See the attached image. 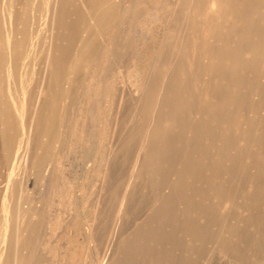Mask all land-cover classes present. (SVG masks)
I'll return each mask as SVG.
<instances>
[{"label":"bare ground","instance_id":"bare-ground-1","mask_svg":"<svg viewBox=\"0 0 264 264\" xmlns=\"http://www.w3.org/2000/svg\"><path fill=\"white\" fill-rule=\"evenodd\" d=\"M17 1L18 0H2L0 2V72L2 71L3 73L5 71L6 73L4 74H7L6 78L7 76L11 77L14 67H10L9 63H15L19 60L23 48L30 51H38V49H41L44 52L43 62L45 63L44 71L43 67L41 70L43 71V74H41L43 77H41V82L39 81L40 86L36 88L35 101L30 108L31 111L29 110V114L27 113L28 115H25L28 109L24 111L25 101L21 102L22 97L17 98L13 96L15 93H9V91L11 92V87H7L9 91L6 94V98H10L9 100L13 102L14 111L10 113H1V135L5 142H2L4 146L1 145V147L6 146L8 149L7 154H12L13 149L11 150V147L16 148L15 150H17V152H15V150L13 151L16 153L15 158L9 155L12 157V161H16L19 157L22 159L21 156L26 154V157L24 156L25 160H23L24 163L22 164V168L24 172L27 173L33 168L34 170L35 168L40 170L39 167H41L47 157L50 156L51 148H53L52 145H57V143L62 140H68L70 147L77 145L92 147L93 145H97L98 161L95 168V175H98V179L101 181L102 185L94 206L93 222L89 224V234L91 241H93L92 243L95 242V244H97L96 249L98 245L101 244L102 246L101 241L105 239V252L108 251L107 256L104 254L106 257H98L100 259L97 264H191L193 262L192 260L198 257L202 247L204 245L206 246L204 243L205 239L200 237V235L202 236V234L206 232L201 233V231L209 227L212 216L214 217V214L218 211L213 204H209L208 201L212 199H221L224 196L225 198L230 196L228 199H231V201L227 200L229 201L228 203L232 202V205L229 204L231 209L227 207L231 211V215H229L231 221L228 228L229 230L227 231L229 234L226 237L223 236L225 240L222 245L225 244L230 249L238 250L239 245L244 239L243 236L247 231H251V227L254 226L256 220H261L255 218L256 215L254 212L255 206L261 205L262 207L261 201L264 200V197L262 198L263 200L261 199V194L264 193V169L261 170L259 168L263 174H257L255 172H253L255 174H251L249 172L248 175L240 173L242 174L241 176H234L236 179L234 177L235 181L232 179L234 181V186L231 183L233 189L229 191V196L226 195L225 191L214 192L210 195L204 193L199 194L198 192L196 195L197 197L199 195L197 199L200 201V204L195 205L198 203V200H196L197 203L195 202V204L193 203L194 205H192V203H190L191 201L188 203V199L190 198H188L189 196L188 194L186 195V192L189 190L187 188L188 181L194 177L193 175V177L191 176L192 170L199 167L201 165L200 163L203 161L201 160L200 163L198 162L199 160L197 161L198 157L201 158L204 155L202 151L204 153L207 147L216 149L215 147H217L218 140L222 138V136L219 137L222 135L221 130L228 128L227 131H233L236 125L238 128L241 126L234 120L238 119L237 115L236 118L234 117L233 121L231 118L233 117L231 113L234 114L233 108L235 104H239V102L237 103L238 93L236 96V93L233 91V89L236 90L237 86H234L235 88L232 89V84H230V82L234 83L233 80L238 77L235 78L237 75L233 73V69H230L227 70V77L223 76L224 80L221 78V82L218 69L224 72H226L224 68L228 69L226 66L224 67L221 62H228L230 64L231 62L233 64L235 62H237L236 64L239 62L251 63L252 51H258L257 48L260 46L259 45L257 48L254 47L252 50V41L257 24L255 21L257 20V22H259L260 19L262 20L264 18V0H43L44 6L40 11L42 21H40L39 24L41 27L38 25V28L34 21V19L37 18L34 14L35 7L33 3L35 0L32 2V5L31 0H26L25 4H22L23 8L18 6L19 3ZM21 29H23L22 32L20 31ZM19 34H21V36H19ZM261 46L264 47L263 44ZM41 50L40 52H42ZM259 53L263 52L259 51ZM259 53L257 54V60L260 59L258 56ZM262 55L264 56V54ZM115 62H136L132 65L135 78L131 83L132 98L130 103L132 102L133 109L130 108L132 104L129 106V108L134 111L132 118L137 122V125L132 129L133 134L131 133L130 135L129 133V137L133 135L132 138L136 137L135 134L137 135V142L134 148H132L133 153L129 148L131 141L135 142V140L133 139L129 141V143L127 140H123L124 135L118 136V134H116V124L119 123L118 121L120 118L119 110L124 109V105V108H120L118 104L119 110L117 111L113 108V111L116 112L111 111L113 114L109 113L110 110H108L110 96L113 94L114 90L112 87H107L108 84H104L102 77L103 73L106 72L104 71L105 68L109 65L111 67V64L114 66L113 64ZM186 62L193 63L191 64L195 69H193L194 71L197 70L194 62H205L206 69L202 66L204 68L202 70V75H206L205 77L203 76L204 81L201 80L202 83L200 81L202 75H200L201 78H199V80L197 79L201 84L194 85L197 84L194 83L193 86L192 83L190 84L192 79L189 80L188 74H191V76L194 75L193 77L195 78V74L198 72H194L193 74L191 64L187 65L188 63ZM218 63H221L220 66L222 67L219 68ZM236 64H234L235 66L231 65L236 67L238 66ZM199 65L197 66L199 67ZM244 66H247V64ZM188 68L191 71H188ZM204 70L206 71L205 73ZM234 70L235 72L238 71L237 69ZM255 70L257 71V69ZM241 71L242 70L238 72ZM244 72L243 74H245V76L246 73H249V71L246 73ZM104 76L106 77V75ZM81 78L85 79V84L82 87V94H79L82 97L81 100H79L78 110H75L77 113L74 111L76 115L72 119L69 130L68 127L65 128L64 111H66L67 101L74 89H81L80 84H77L79 88L75 87L77 86L76 83H78L77 80ZM23 79L22 77V80ZM241 79L242 77H240L238 81H241ZM195 80H193V82H195ZM248 80L250 81V79ZM244 81L247 82L246 79L240 82H243V86L244 83H246ZM26 83H29V81H26ZM33 83L36 84L35 81ZM221 83H225L227 87L223 88ZM16 84H14V86H19ZM235 84L236 83H234V85ZM28 85H30V83L24 86ZM253 86L254 85H251V88ZM261 88L264 89L262 86H258V89L255 90L258 91L260 89L262 91ZM25 91H27V88ZM248 91L246 90L247 93ZM250 92L249 93L252 94V89ZM240 93L242 94L243 92ZM8 94L10 97H8ZM253 95H255V92ZM253 95L250 96L252 97ZM23 97L25 100L26 97ZM77 97L79 96H76V98ZM240 97H242V101L245 99L243 95ZM247 97H249V95ZM28 99L27 97L26 100ZM101 102H105L104 107L100 105ZM244 102H242L240 106H243ZM101 104L103 105V103ZM121 104L123 103L120 102V105ZM263 104L264 101L262 102V105ZM70 106V108L73 109V105ZM3 107L6 108L5 106ZM118 107L116 109H118ZM262 107L264 108V106ZM242 111L238 110V112L241 113ZM128 113L129 112L126 111L125 114L131 116V114ZM263 114L264 112L262 115ZM125 117L126 116H123L122 118ZM111 118L114 126L111 125L113 127H109ZM128 118L131 119V117ZM189 119H192V122L189 123ZM239 119L237 121H239ZM127 120L129 121V119ZM131 121L133 122L134 120L132 119ZM231 121H235L236 125L232 123L233 126L235 125L234 127L230 124ZM258 122L259 125H261V122ZM122 123L126 124L125 121ZM241 123L240 121V124ZM228 124L233 127L231 128L232 130L229 129L230 125ZM128 125L130 124H127V126ZM227 125L228 127H226ZM246 126L245 123L243 128ZM235 129L237 128L235 127ZM118 130H120V125ZM242 131L243 137V135L246 134H243ZM226 132L223 133V137L225 138L222 140L225 142L226 137H229L227 141L229 144H232L233 140L230 143V136L226 134ZM259 132H256L257 134L254 136L256 137V135H259L258 138L260 139L261 133ZM261 132L264 131L262 130ZM238 133L240 134V128L237 130L236 134ZM261 137L264 138V136ZM233 139L235 140V137H233ZM246 139L243 141H246ZM249 139L252 141V138ZM14 140H16V142H14ZM106 140H109V142H106ZM236 141L235 143L239 145V141ZM261 141L260 139L258 142ZM22 144L25 145L23 149L25 147L26 153H23L25 151L20 149ZM246 144L247 142L245 146ZM228 146L225 145L221 148L225 147L226 149V147L230 148L232 146L230 150H234L233 145H230V147ZM203 147L205 148L204 150ZM246 147L247 149L245 151L248 152L249 146ZM250 148L252 147L250 146ZM19 150L23 153L21 156H18L19 152L21 153ZM60 152V154H56L62 157V151ZM127 152H131L132 157L127 164L128 172L125 176L123 175L124 178L122 179L121 172L124 170L123 165L125 164ZM249 152H252L251 149ZM261 152H264V150ZM208 153L212 154L210 151ZM4 157L6 158V156ZM227 157L229 158V155ZM208 158H210V156H208ZM226 158L224 159L223 157L224 161ZM173 159L177 161L175 169L172 168L171 165ZM19 161L20 160L17 162L19 163ZM195 161H197L196 164L198 163L200 165H196ZM261 161L262 160H260V162ZM209 163H211V160ZM215 163L218 166L217 161ZM47 164L48 163H46V165ZM13 166H15V164H13ZM205 166L207 167V165ZM215 167L213 169L216 170H214V172L217 174L219 170ZM253 167L255 166H251V168ZM13 168L17 169L15 167ZM9 169L10 167L8 171ZM213 169H208V171L213 172ZM220 169H222L221 166ZM251 170L254 171L255 168ZM20 172L21 171L18 173ZM194 173L198 178V174L201 172H198L197 175L196 172ZM10 175L16 177V173H11ZM19 175H17V177H19ZM211 175L215 176L214 174ZM20 177H22V175H20ZM200 177L202 176L200 175ZM206 177H209V174ZM201 180H203V178H201ZM201 180L198 178L199 183H201ZM14 181H11V183L13 182L15 186ZM9 183L10 182L7 184ZM20 184L23 185V183ZM195 184H193V187H195ZM206 184L205 182V185ZM16 186L21 187V185ZM208 186L210 187L211 185ZM8 187L9 186H7V189ZM59 187L57 189H59ZM217 187L218 185L215 188L218 189ZM155 188H157L158 193ZM9 189L6 195L9 194ZM52 189L50 188V190ZM190 189L192 188L190 187ZM153 190L156 191L157 196L154 197V200L150 199L152 202L147 203L149 207L147 205L148 208L146 207V210L142 209L144 212H141V208H138L139 205L136 207V204L142 202V197L143 200L146 201L144 197L147 196L148 192H154ZM209 190L212 189L209 188ZM192 191L193 190H191V192ZM13 192L14 191H11V194ZM17 192L23 193L21 191ZM65 193L66 192H64V194ZM150 193L148 194L149 196H151ZM22 195L20 194V197ZM9 197L11 199L12 196ZM152 197L153 196H151V198ZM259 197L260 199H258ZM69 199H67V201ZM206 199L209 200L206 201ZM257 200H260V202H258L260 203L259 205H257L258 203L256 204ZM10 202L7 204H10ZM71 202L73 203L74 200L72 199ZM71 202L70 204H72ZM114 202L115 204L113 205L112 203ZM5 203L4 201V204ZM140 205L142 204L140 203ZM33 206L30 205L31 208ZM226 206L224 207L226 208ZM111 208H113L112 211ZM225 208L222 209L224 212ZM3 209V213L0 210L3 215V221H0L2 223H0V228H2L1 230L3 233L0 232L2 233L1 239L3 238L4 245L0 248V264H32L36 259V262L39 260L38 256L40 254L43 258L44 254H47V252L48 254H52L50 251H55L53 247L51 248L50 244L44 243L47 240L38 243V241L41 240V238H39L40 230L43 229L42 226L46 223L44 222L46 218L40 214L42 210L39 212L36 211L35 208L33 210L29 208L23 213L21 209H18L17 214L12 217L9 215V209H6V207ZM16 209L17 207L15 210ZM222 210L220 209L219 211ZM110 212L114 214L112 213V215ZM12 213L14 214V212ZM109 215L112 216V223L110 224L112 227L110 229L109 226V230L107 229L108 232H106V228H108V225L106 226V220L111 217ZM216 215H218V213ZM132 221L134 224L132 229H124L123 225L127 222L131 224ZM47 223L48 228L53 230L57 227L59 222L47 221ZM120 227L122 230H120ZM263 228L262 226V228L259 229L263 230ZM198 233H200L199 236ZM248 234L250 233L248 232ZM215 241L216 244L217 242L221 244L223 240L217 241L216 239ZM105 243L103 242V244ZM225 245L223 248L226 247ZM205 246L203 250L206 248ZM68 250L66 252L64 250L65 254L60 251L63 253V255L60 254L62 260H68L69 262L66 261L68 264L87 263L88 250L87 254L85 253V257L83 256L84 259L81 260L77 257L76 251ZM242 251H240L241 253L239 251V253L236 252L237 254H235L234 258L239 264L248 259V256L246 257L247 254L245 255L244 252L242 254ZM55 253L53 254L55 255ZM202 255H204V253H202ZM42 258L38 261L39 264H52L49 258L47 259L44 257L46 260H42ZM55 258L52 260L54 261ZM65 261H63V263H65ZM198 261L202 262L201 259ZM193 263L198 264L197 260ZM53 264H57V262H53Z\"/></svg>","mask_w":264,"mask_h":264},{"label":"rangeland","instance_id":"rangeland-1","mask_svg":"<svg viewBox=\"0 0 264 264\" xmlns=\"http://www.w3.org/2000/svg\"><path fill=\"white\" fill-rule=\"evenodd\" d=\"M2 1V0H1ZM0 1V2H1ZM23 1V2H22ZM25 1L26 0H18L17 2L19 3L18 4V6H20V8H23V5L25 4ZM34 0H31V5H32V2H33ZM20 2H22V3H20ZM24 3V4H23ZM23 4V5H22ZM34 7H35V10H34V14L36 15V17L38 18H35L34 19V21H35V25L37 26V28H38V25L40 24V21H42L41 19H42V16H40V11H41V9H43V6H44V3H43V0H35L34 1ZM30 15V14H29ZM41 17V18H40ZM40 19V20H39ZM39 22V23H38ZM257 24H256V31H255V34H254V36H253V41H252V50L254 49V47H258L259 45L261 46L262 44L264 45V18L261 20H259V22H257V20L255 21ZM40 27H41V25H39ZM39 27V28H40ZM137 29H138V27H137ZM257 29H258V31H257ZM21 32L23 31V29H21L20 30ZM261 31V32H260ZM22 34V33H21ZM21 34H19V36H21ZM261 35V36H259V35ZM263 37V38H262ZM262 42V44H261V42ZM256 46H255V45ZM260 46L258 47L259 49H261L263 46H261V48H260ZM255 48V49H256ZM257 48V50L258 51H255V50H253V51H255V52H253L252 51V54L253 55H255V56H253L252 55V58H251V63L250 62H239L238 64H236L237 62H235L234 64H236V65H238V66H236V67H234L235 65L231 62V64L232 65H234V66H232L230 63H228V62H221L222 63V65L225 67H227L228 69H226V68H224V70H226V72H224V71H220V69H218V72L221 74H219V78H220V80H221V78H223V76H225V77H227V75L228 74H226L227 73V70H230V69H233V73L235 74V75H237L235 78H237V79H234L233 81H234V83H236L235 85H234V83L233 82H230V84H232V89L233 88H235L236 86H237V88H236V90L235 89H233V91L236 93V96H237V93H238V101H237V103L239 102V104H235V106H234V108H233V111H234V114L233 113H231L232 115H233V117H231L232 118V121H233V119H234V117L236 118V115H237V118L239 119V121H237L236 119H234L235 121H236V123L237 124H239V125H241V126H239V128H240V134L238 133V134H236V132H237V130L239 129L238 127H237V125H236V123H235V121L234 122H232L231 121V125H232V123L233 124H235L234 126L237 128V129H235V127H234V129H233V131H227V129L228 128H225L224 130H221V133H222V135H220L219 137H221L222 136V138H220L219 140H218V144H217V147H215L216 149H210V148H204L203 147V150L205 149V152L203 153V151H202V154H204L201 158H197V161L200 163L201 162V160H203L200 164H196V162L197 161H195V164L196 165H200V166H202V167H196V168H194L193 170H192V174H191V176L193 177V179L191 178V180H189L188 182V184H187V188L189 189H187L188 191V193L186 192V195L188 194V198H190V199H188L189 201H188V203L190 202V203H192V205H194L195 204V202H196V200H198L197 198L199 197V195H198V197H197V195L196 194H198V192H199V194L201 193V194H212V193H214V192H222V191H225L226 192V195L227 196H229V194H230V192L229 191H231L232 189H233V186H234V178L236 179V177H238V176H241L242 174H246V175H248L249 174V172L251 173V174H255V173H259V174H263V172L261 171L262 169H264V155H263V153L264 152H261V151H263L264 150V148H263V144H264V142H263V140H264V138L263 137H261V136H264V132H261L262 130L264 131V125H262V124H264V114L262 115V113L264 112V108L262 107V106H264V104L262 105V102L264 101L263 99H264V89H262V91L259 89L258 91L257 90H255V89H258V86H262L263 88H264V83H262V82H264V77H263V75H264V58H262V57H264L262 54H264V47L261 49V50H259ZM27 50L28 49H22L21 50V53H20V56L21 57H19V60L17 61V62H13V63H9L10 64V67H14V70L12 71V74H11V77H8L7 76V78H6V75L7 74H4V73H6L5 71L2 73V71L0 72V91H1V93H0V110H1V112H0V125L2 126V121H1V113L2 112H13L14 111V104H13V102L11 101V100H9L10 98H6V94H7V92L9 91V88H7L8 86H10L11 87V92L9 91V93H15V94H13V96H16L17 98H21L22 97V99H21V102H24V111L25 110H27V112H25V115H28L29 114V112L31 111L30 110V108L33 106L32 104H33V102L35 101L34 100V98H35V96H36V92H37V89L36 88H38V86H40V82H41V77H43V75H41V74H43V71H44V63L45 62H43V54H44V52L42 53V52H40V50L38 49V51L36 50H32V51H30V50H28V52H27ZM259 51L261 52H263V53H259ZM38 52V53H37ZM23 53H24V55H23ZM259 53V57H260V59L259 60H257V54ZM42 54V55H41ZM27 55V56H26ZM29 55H30V57H29ZM31 56H32V59H34V60H32L31 59ZM262 56V57H261ZM34 57V58H33ZM23 58V59H22ZM256 58V59H255ZM25 59V60H24ZM27 59H28V61H27ZM36 59H38V60H36ZM263 59V60H262ZM21 60H22V62H21ZM257 60V61H256ZM25 61V62H24ZM33 61V62H32ZM116 63V64H115ZM113 65L114 66H112V64H111V67H110V65L107 67V68H105V70L104 71H106L105 73H103V82H104V84L105 85H107V87H112V89L114 90V92H113V94H111V96H110V101H109V108H108V110H110L109 111V113H112L113 114V112H115V111H117V110H119V107H118V104H119V106H120V108L121 107H123V105H124V109H125V111H124V109H120L121 110V112H120V110H119V123L118 124H116V127L119 129V125H120V130H118L117 128H116V134H118V136H122V135H124V137H123V140H127L128 142L129 141H131V140H135V142L134 141H131V143H130V151L133 153V149L132 148H134V146H135V143L137 142V135L135 134V138H132V136L131 137H129V133H130V135H131V133L133 132V130L132 129H134V127H135V125H137V122L135 121V119L134 118H132V116L134 115V111L132 110L133 109V104H132V102L130 103V101H131V96H132V81H133V79L135 78V72H134V70L132 69V65H133V63H136V62H115ZM186 63H188V62H186ZM192 62H189L187 65H190ZM196 63V64H195ZM221 63L219 64V68L220 67H222V66H220L221 65ZM193 64V63H192ZM192 64H191V66H192ZM200 64V65H199ZM226 64V65H225ZM247 64V66H244V65H246ZM249 64V65H248ZM12 65V66H11ZM37 65V66H36ZM194 65H195V68L197 69L196 71H194L195 69H194V67L192 68L191 66H188V67H191V69H192V72H193V74H194V72L196 73V72H198V73H196L195 74V78L193 77V76H191V74L189 75L188 74V78H189V80L190 79H192L191 81H190V84L192 83V86H193V84L194 83H197V84H194V85H199V84H201L202 83V81H204V77L206 76V75H202V70L206 67V65H205V62H194ZM197 65H199V67L197 66ZM16 66V67H15ZM200 66H201V68H200ZM202 66H204V68L202 67ZM240 66V67H239ZM245 68H244V67ZM254 66V67H253ZM27 67V68H26ZM42 67H43V71H41L42 70ZM258 67V68H257ZM23 68V69H22ZM119 68V69H118ZM241 68V69H240ZM107 69V70H106ZM194 69V70H193ZM201 69V70H200ZM206 69V68H205ZM234 69H237L238 71H240V70H242L241 72H235V70ZM255 69H257V71L255 70ZM222 70V69H221ZM15 71V72H14ZM32 71V72H31ZM41 71V72H40ZM115 71V72H114ZM188 71H191L189 68H188ZM245 71V72H244ZM249 71V73H246V72H248ZM36 72V73H35ZM119 72H120V74H119ZM192 72H190V73H192ZM206 71L204 70V73H205ZM243 72L244 73H246V76H245V74H243ZM256 73V74H255ZM5 76V78H4V76ZM37 74V75H36ZM114 74V75H113ZM104 75H106V77L104 76ZM198 75V76H197ZM200 75H202V78L200 77ZM239 75V76H238ZM241 75V76H240ZM28 76V77H27ZM36 76V77H35ZM107 76H109V77H107ZM204 76V77H203ZM244 76V77H243ZM22 77L25 79H23L24 80V82H23V80H22ZM192 77V78H191ZM198 77V78H197ZM240 77H242V79L244 78V79H246L247 80V82L246 81H244V82H246V83H244V86H243V82L242 83H240L241 81H243L242 79H241V81H238L239 79H240ZM262 77V78H261ZM16 78H17V80H16ZM35 78V79H34ZM85 78V77H84ZM84 78H81V79H78L77 80V82L78 83H76V85L77 84H80V86H81V89L78 87L79 85H77V86H75V87H78L79 89H74V91L72 92V95L71 96H73V97H71L70 96V98L68 99V101H67V105H66V108H65V110L66 111H64V123H65V125H66V127L65 128H69V130H70V127H71V124H72V119H73V117H75V115H76V111L75 110H78V106H79V100H81V95H79V94H82L81 92L83 91V85L85 84L84 83ZM105 78H106V80H108V81H106L105 80ZM108 78H110V79H108ZM120 78V79H119ZM127 78V79H126ZM129 78V79H128ZM199 78H201L200 79V81H201V83H200V81H198L199 80ZM3 79V80H2ZM40 79V80H39ZM82 79H83V81H82ZM197 81H196V80ZM248 79H250V81L248 80ZM21 80H22V82H21ZM127 80V81H126ZM193 80H195V82H193ZM222 80H224V78L222 79ZM222 80H221V82H222ZM3 81V82H2ZM17 81H18V83H17ZM26 81L28 82L29 81V83H30V85H28V86H24V85H26V84H29V83H26ZM36 82V84L35 83H33V82ZM40 81V82H39ZM130 81V82H129ZM236 81V82H235ZM248 81H249V83H248ZM38 82H39V84H38ZM6 83V84H5ZM17 83V84H16ZM110 83V84H109ZM113 83V84H112ZM121 83V84H120ZM129 83H130V85H129ZM251 83V84H250ZM5 84V85H4ZM12 84V85H11ZM14 84H16V85H19V86H14ZM22 84V85H21ZM24 84V85H23ZM34 84V85H33ZM223 84H225V83H223ZM222 83H221V85H222V87L223 88H225V87H227L226 86V84L225 85H223ZM242 84V85H241ZM247 84V85H246ZM3 85H4V87H3ZM114 85V86H113ZM245 85H246V87H245ZM251 85H254L252 88H251ZM23 86H24V88L26 87L27 88V91H25L26 90V88L24 89L23 88ZM230 86V85H229ZM235 86V87H234ZM241 88H243V89H241ZM250 86V87H249ZM257 86V87H256ZM4 88V89H3ZM15 88V89H14ZM22 88V89H21ZM240 88V89H239ZM14 89V90H13ZM19 89V90H18ZM36 89V90H35ZM241 90V91H239V90ZM251 89H252V94H250L251 92ZM112 90V91H113ZM246 90L248 91V90H250V91H248V93L246 92ZM3 91V92H2ZM15 91V92H14ZM22 91V92H21ZM239 91V92H238ZM262 93H261V92ZM5 92V93H4ZM20 92V93H19ZM240 92H243L242 94L240 93ZM246 92V93H245ZM255 92V95H253V93ZM260 92V93H259ZM16 93H17V95H16ZM26 94V95H24V94ZM245 93V94H244ZM22 94H23V96H25L26 98H25V100H24V97L22 96ZM249 95V97H247L248 95ZM257 94V95H256ZM261 94V95H260ZM20 95V96H19ZM32 95V96H31ZM244 96L243 98H245L244 100H245V102H244V100L242 101V97H240V96ZM250 95H253L252 97H254V98H252ZM76 96H79V97H77L76 98ZM260 96H262V97H260ZM8 97H10V95L8 94ZM27 97L29 98L28 100H26L27 99ZM122 97H123V99H122ZM76 98V99H75ZM121 98V99H120ZM241 98V99H240ZM32 99V100H31ZM261 99V100H260ZM3 102H2V101ZM9 100V101H8ZM75 100H78V101H75ZM118 100H121V101H118ZM123 100V101H122ZM73 101V102H72ZM29 102V103H28ZM32 102V103H31ZM120 102L121 103H123V104H121L120 105ZM242 102H244L243 103V106H240L241 104H242ZM3 103V104H2ZM5 103V104H4ZM101 103H103V105L101 104ZM100 103V105L102 106V107H104L105 105H104V103L105 102H101ZM28 104V105H27ZM132 104V106H130ZM260 104V105H259ZM70 105H73L72 106V108L74 109H71L70 107ZM115 105H117V106H115ZM262 105V106H261ZM3 106H5L6 108H4ZM129 106H130V108H132V109H130L129 108ZM240 106V107H239ZM118 107V109H116ZM238 107V108H237ZM245 107V108H244ZM113 108L115 109V111H113ZM72 111H71V110ZM30 110V111H29ZM238 110H243L242 111V113L241 112H238ZM262 110H263V112H262ZM74 111L76 112V113H74ZM111 111H113V112H111ZM124 111V112H123ZM126 111H128L130 114H131V116L129 115H126L125 113H126ZM131 111V112H130ZM236 111H237V113H236ZM245 111V112H244ZM123 112V113H122ZM132 112H133V114H132ZM244 112V113H243ZM28 113V114H27ZM116 113V112H115ZM128 113V114H129ZM236 113V114H235ZM241 113V114H240ZM122 114H123V116H126L125 118H127V119H129V121L127 120V119H125V118H122L123 116H122ZM125 114V115H124ZM231 115V116H232ZM235 115V116H234ZM112 116V115H111ZM128 117H131V119L130 118H128ZM263 117V118H262ZM110 118V117H109ZM122 118V119H121ZM191 118V117H190ZM243 118V119H242ZM244 118H245V121H244ZM256 118H257V120H256ZM125 119V120H124ZM134 120L133 122L131 121V120ZM122 120V121H121ZM190 120V119H189ZM247 120H250V121H247ZM263 120V121H262ZM126 122V124L125 123H122V122ZM240 121L243 123H241L240 124ZM251 121H252V123H254V124H252L251 123ZM258 121H260L261 122V125H259V122ZM135 122V123H134ZM190 122H192V119L189 121V123ZM245 123H246V127L248 128H243L244 126H245ZM258 123V124H257ZM113 125V123H112V118H111V120H110V123H109V127H113L112 125ZM127 124H130V125H128L127 126ZM230 124H228V125H230ZM118 125V126H117ZM122 125V126H121ZM228 125L226 126V127H228ZM230 125V126H231ZM250 125H252V126H250ZM1 126H0V143H5L4 142V139H3V137H2V135H1ZM130 126V127H129ZM229 126V129H231V128H233L232 126L230 127ZM250 126V127H249ZM241 127H242V129H241ZM127 128V129H126ZM244 129V130H243ZM250 130V131H247V130ZM127 130V131H126ZM232 130V129H231ZM235 130V131H234ZM243 130V131H242ZM258 133L259 131V133H261L260 134V139L262 140L261 142L263 143H261V142H258V141H260V139L258 138V136L259 135H256V137L254 136L255 134H257L255 131ZM257 130H259V131H257ZM120 131V132H119ZM128 131H130V132H128ZM227 131V132H226ZM241 131L243 132V134H246V135H243V137H242V133H241ZM246 131V132H245ZM252 131V132H251ZM255 132V134H254V132ZM224 132H226V134H228L229 136H230V139H229V141H230V143H231V141H232V144H229L228 143V138L229 137H226V141L224 142V140H222V139H224L225 137H223V133ZM232 132H234V133H232ZM120 133H121V135H120ZM123 133V134H122ZM133 134V133H132ZM263 134V135H262ZM228 135H226V136H228ZM241 135V136H240ZM247 136H250V137H247V139H246V137ZM233 137H235V140L233 139ZM245 137V138H244ZM249 138H252V141H250L251 139H249ZM244 139H246V141H243ZM259 139V140H258ZM237 140V141H236ZM223 141V142H222ZM235 141L236 142H238L239 141V145L237 144V143H235ZM254 141H256V142H254ZM14 142H16V140H14ZM106 142H109V140H106ZM132 142H133V144H132ZM247 142V144H246V146H249L248 147V149L249 150H247L248 152H246L245 150L247 149V147L245 146V143ZM258 142V143H257ZM0 144V210L2 211H4V207H6V209H9L10 211H8L9 212V215L10 216H14L15 214H17V210L18 209H21L22 210V212L23 213H25L29 208H30V210H33L34 208L36 209V211H41L42 210V212H40V214L44 217V218H46L45 220H44V222H46V223H44L43 224V226H42V228L43 229H41L40 230V233H39V238H41V240H39L38 241V243L40 242H44V240H47V241H45L44 243H48V244H50V246H51V248L53 247V249H55V251H50V252H52V254H48V252H47V254H44V256H43V258L41 257L42 255L40 254L38 257H39V260L42 258V260H44L45 258H49V260H50V263H52L53 264V262L54 263H56L57 262V264H68L66 261H68V260H62V256L61 255H63V253L65 254V252L69 249V250H72V251H76V254H77V257L78 258H80V260L81 259H84V257H85V253L87 254V250H88V258H87V263L86 264H97V262H98V260L100 259V258H103V257H106L107 255H108V251L107 252H105V250H106V243H105V239H103V241H101V243H102V246H101V244L100 245H98L97 246V249H96V245L97 244H95V242L94 243H92L93 241H91V238H90V234H89V224L90 223H92L93 222V211H94V206H95V202H96V200H97V198H98V195L100 194V188H101V181L98 179L99 177H98V175L96 174L95 175V168H96V165H97V161H98V156H97V154H98V148H97V145H93L92 147H83V146H80V145H77V146H72V147H70V144H69V141L68 140H66V141H60V142H58L57 143V145H55V144H53L52 145V147L53 148H51V153L49 154L50 156H48L47 157V159L45 160V162H44V164L41 166V167H39L40 168V170L38 169V168H35V170H34V168L33 169H30L27 173H25L24 172V170H23V168H22V164L24 163V161L23 160H25V157H26V154L25 155H22L23 153H26V149H25V147H24V149H23V146H25L24 144H22V147L20 148V149H22V151H25V152H23L22 153V151L21 150H19V151H21V153L19 152V155L18 156H25L24 158L21 156V158L22 159H20V157L18 158V159H16V161L15 160H13L12 161V157H14L15 158V156H16V153L15 152H17V150H15L16 148H14V147H11L10 149L12 150V154L11 153H8L7 154V152H8V149L6 148V146L5 147H3L4 146V144ZM227 143V144H226ZM249 143H250V145H249ZM257 143V144H256ZM260 143V144H259ZM133 146H132V145ZM221 144H222V146H221ZM224 144V145H223ZM236 146H235V145ZM258 144H259V146H258ZM1 145H3L2 147H1ZM12 145H15V144H12ZM228 146V147H230V145H233V149L235 150V152H234V150H230V148L232 149V146L230 147V148H227L226 147V149H225V147L224 148H221V147H223V146ZM243 146H245V147H243ZM250 146L254 149H252V148H250ZM262 146V147H261ZM55 147V148H54ZM82 147V148H81ZM219 147V148H218ZM259 147H261V148H263V149H261V148H259ZM75 148V149H74ZM217 148H218V150H217ZM240 148V149H239ZM245 148V149H244ZM70 149V150H69ZM210 152H212V154H210V153H208L209 151ZM220 149H222L223 151H224V153H223V151L222 150H220ZM230 151H229V150ZM250 149H251V151L252 152H249L250 151ZM15 150V152H13ZM53 150V151H52ZM62 151V157H61V155H59L61 152L60 151ZM208 152H207V151ZM64 151V152H63ZM68 151V152H67ZM215 151H216V153H215ZM227 151V152H226ZM231 151H233V152H231ZM1 152H2V154L4 155V156H6V158L1 154ZM60 152V153H59ZM129 153V152H127V155H126V160H125V164L123 165V171L121 172V174H122V179L124 178L123 177V175L125 176L126 174H127V169H128V166H127V164H128V162H130V158L132 157V153ZM220 152V153H219ZM255 152V153H254ZM56 153H59L58 155L56 154ZM219 153V154H218ZM222 153V154H221ZM236 155H235V154ZM242 153V154H241ZM254 153V154H253ZM14 154V155H13ZM213 154H215V155H213ZM239 154V155H238ZM8 155V156H7ZM9 155H11V156H9ZM64 155V156H63ZM81 155V156H80ZM212 155V156H211ZM229 155V158L227 157ZM261 155V156H260ZM58 156V157H57ZM208 156H210V158H208ZM227 158H226V157ZM240 156V157H239ZM242 156V157H241ZM258 156H260V157H258ZM10 157V158H9ZM56 157V158H55ZM66 157V158H65ZM204 157V158H203ZM223 157H224V159L226 158V160L224 161V159H223ZM230 157H232V158H230ZM234 157V158H233ZM238 157H239V159H238ZM75 158V159H74ZM219 158H221V159H219ZM11 159V160H10ZM48 159H49V162H48ZM52 161H51V160ZM53 159H54V162H53ZM60 159V160H59ZM216 160L217 161V164H218V166L216 165V161H214V160ZM232 159V160H231ZM252 159H254V160H252ZM18 160H20L19 161V163L17 162ZM211 160V163H212V160H213V163L211 164V163H209V161ZM218 160H220V161H218ZM236 160V161H235ZM259 160V161H258ZM260 160H262L261 162H260ZM11 161V162H10ZM23 161V162H22ZM47 161V162H46ZM175 161V162H174ZM208 161V162H207ZM228 161H232V162H228ZM238 161V162H237ZM53 162V163H52ZM63 162V163H62ZM221 164H224V165H221ZM235 163V165H234V163ZM254 162V163H253ZM258 162V163H257ZM261 164H260V163ZM11 163H13V164H15V166H13V164H11ZM18 163V164H17ZM46 163H48L47 165H46ZM171 165H172V168H174L175 169V167L177 166V161L175 160V159H173L172 161H171ZM215 163V164H214ZM232 163V164H231ZM254 165H253V164ZM5 164H6V166L8 167H10V169H11V172H10V169H9V171H8V168L5 166ZM11 164V165H10ZM16 164H17V167H16ZM65 164V165H64ZM220 164V165H219ZM227 164V165H226ZM46 165V166H45ZM195 165V166H196ZM205 165H207V167L205 166ZM215 165H216V167H215ZM233 165V166H232ZM263 166V167H261V166ZM70 166V167H69ZM205 166V167H204ZM220 166L222 167V169H220ZM251 166H255V167H253V168H251ZM257 166H259V167H257ZM13 167H15V168H17V169H14ZM44 167V168H43ZM67 167V168H66ZM92 167H94V168H92ZM218 168L217 170H219V171H217V174L214 172V170L215 169H213V168ZM21 168V169H20ZM48 168V169H47ZM209 170H212L213 169V172H211V171H208V169ZM255 168V170L254 171H252L251 169H254ZM258 168V169H257ZM261 170H260V169ZM5 169V170H4ZM38 169V170H37ZM60 169V170H59ZM203 169V170H202ZM233 169V170H232ZM2 170V171H1ZM48 170V171H47ZM251 170V171H250ZM14 173H13V172ZM19 171H21L20 173H22V174H20V173H18ZM46 171V172H45ZM50 171V172H49ZM60 171H62V172H60ZM125 171V172H124ZM204 171V172H203ZM216 171V170H215ZM264 171V170H263ZM38 172V173H37ZM59 172H60V174H59ZM194 172H196V175L198 174V172L200 173V174H198V178L201 180V178H203V180H201V183H199V181H198V178H197V176H195V173ZM219 172V173H218ZM246 172V173H245ZM253 172H255V173H253ZM15 174L16 173V177H14V175H10V174ZM26 174V175H24V174ZM204 173H205V175H204ZM207 173V174H206ZM240 173H242V174H240ZM22 175V177H20V175ZM61 174H64V175H61ZM203 174V175H202ZM208 174H209V177H206V176H208ZM211 174H214L215 176H212ZM17 175H19V177H17ZM46 175V176H45ZM49 175V176H48ZM91 175H92V177H91ZM200 175L202 176V177H200ZM264 175V174H263ZM3 176V177H2ZM13 177V179H12V177ZM23 176H24V178H23ZM51 176V177H50ZM53 176V177H52ZM190 176V177H191ZM218 176V177H217ZM234 176H236V177H234ZM244 176V175H243ZM64 177V178H63ZM95 177V178H94ZM234 177V178H233ZM9 178V179H8ZM23 178V179H22ZM62 178V179H61ZM70 178V179H69ZM94 178V179H93ZM197 178V179H196ZM34 179V180H33ZM41 179V180H40ZM97 179V180H96ZM234 181H233V180ZM3 180V181H2ZM10 180V181H9ZM15 180V181H14ZM18 180V181H17ZM25 180H26V182H25ZM53 180H55V181H53ZM196 180V181H195ZM2 181V182H1ZM11 181H14V183H15V186H14V184H13V182L11 183ZM63 181V182H62ZM69 181H70V183H69ZM72 181V182H71ZM207 183L206 185L208 186V185H211L210 187L208 186H206L205 185V182ZM220 181V182H219ZM233 181V182H232ZM8 182H10L9 184L11 185H9V184H7ZM26 184H25V183ZM52 182H54V183H52ZM57 182V183H56ZM195 182H196V184H195ZM222 182V183H221ZM4 183V184H3ZM20 183H23V185L22 184H20ZM40 183V184H39ZM55 183H56V185H55ZM192 183V184H191ZM204 184V187H203V184ZM233 184V186H231L232 184ZM38 184V185H37ZM49 184V185H48ZM60 185V187H59V185ZM71 186H70V185ZM193 184H195L194 186L195 187H193ZM16 185H21V187H24V188H21L20 186H16ZM52 185V186H51ZM58 185V186H57ZM218 185V189H216L215 187ZM7 186H9L8 187V189H9V194H7L6 195V193H8V189H7ZM30 186H32V187H30ZM46 186V187H45ZM55 186V187H54ZM73 186V187H72ZM215 186V187H214ZM38 187V188H37ZM44 187V188H43ZM52 187H53V189H52ZM59 187V189H57ZM70 187H71V189H70ZM190 187L192 188V189H190ZM222 187V188H221ZM17 188H19V189H17ZM40 188V189H39ZM43 188V189H42ZM50 188L52 189V190H50ZM209 188L210 189H212V190H209ZM5 190V191H3V190ZM7 189V190H6ZM12 189V190H11ZM17 189V190H16ZM28 189V190H27ZM56 189V190H55ZM85 189V190H84ZM221 189V190H220ZM2 190V191H1ZM14 191L12 194H11V191ZM26 190V191H25ZM119 190H121V189H119ZM155 190L157 191V193H158V190H157V188H155ZM155 190H153L154 192H152V191H150V192H148V194L150 193V195L151 196H153L152 198H151V196H149L148 194H147V196H145L144 198H145V200L146 201H144L143 200V197H142V199H141V201L143 202H137L138 204H136V207L139 205V209L141 208V212H144L143 210H146L148 207H149V204H147V203H151L152 202V200H150V199H155L154 197H156L157 196V193H156V191ZM191 190H193L192 192H191ZM194 190H197V191H194ZM214 190V191H213ZM17 191H21V192H23V193H19V192H17ZM207 191V192H206ZM40 192V193H39ZM55 192V193H54ZM64 192H66L65 194H64ZM196 192V193H195ZM47 193V194H46ZM57 193V194H56ZM190 193V194H189ZM193 194V196L194 195H196V196H192V194ZM195 193V194H194ZM229 193V194H228ZM11 194V195H10ZM20 194L22 195L21 197H20ZM28 194V195H27ZM31 194V195H30ZM3 195V196H2ZM13 195H14V197H13ZM19 195V196H18ZM262 195V197H261V199L264 197L263 195H264V193H262L261 194ZM260 195V196H261ZM7 198H6V197ZM9 196H12L11 197V199H10V197ZM24 196V197H23ZM46 196V197H45ZM66 196H69V197H66ZM150 198H149V197ZM205 196V195H204ZM206 196H208V195H206ZM48 197V198H47ZM187 197V196H186ZM192 197H193V199H194V201H193V199H192ZM7 200H6V199ZM13 198V199H12ZM33 198V199H32ZM37 198V199H36ZM74 200V202L72 203L71 202V200ZM96 198V199H95ZM208 198V197H207ZM210 198H212V197H210ZM228 198H230V196L228 197ZM227 197L225 198V196L223 197V198H219V199H212V200H210V201H208V203L209 204H213V206L218 210L217 212H216V214L218 213V215H216V214H214L215 216L213 217L212 216V219L210 220V225H209V227L207 228H204L205 230L202 232L201 231V233H204V232H206V233H204V234H202V236L200 235V233H198V236L200 235V237L203 239H205V241H204V243L206 244V248L203 250V247H202V249H201V251H200V253H199V255L201 256L202 255V253H204V255H202L201 257H203V258H201L199 255H198V257L196 258V259H193L192 261L193 262H196V260H197V262H198V264H239V263H237V261H236V259H234L235 258V254H237L236 252H240V251H242V254H243V252H244V254L246 255V257L248 258V259H246L244 262H242L243 264H264V228H263V230H260L259 228H262V226L264 227V206H263V204H264V198L262 199L263 201H261L262 203V207H261V205H259L260 203H258V202H260V200H257V202H256V204L257 205H259V206H255V212H254V214L256 215L255 216V218H257L258 220L259 219H261L260 221L262 222H260V221H255V223H254V226L253 227H251V231H247V233L243 236L244 237V239L242 240V243L239 245V249L237 250V249H230V248H228L225 244V246L227 247H225V248H223L224 247V245H222L223 243H224V240H225V237L229 234L227 231L229 230L228 228H229V224H230V221H231V219H230V216L229 215H231L230 213H231V211L229 210V209H231L230 207V205L229 204H231L232 205V202L231 203H228L229 201H231V199L229 200ZM28 199V200H27ZM46 199H48V200H46ZM67 199H69L68 201H69V203H68V201H67ZM192 199V200H191ZM201 199H202V197H201ZM200 199V200H201ZM226 199V200H225ZM229 201H228V200ZM258 199H260V197L258 198ZM11 200H13V201H10ZM37 200V201H36ZM42 200V201H41ZM44 200V201H43ZM50 200H51V202H50ZM207 200H209V199H206V201ZM4 201L6 202L5 204H4ZM16 201V202H15ZM18 201V202H17ZM29 201V202H28ZM193 201V202H192ZM220 201V202H219ZM224 201H226V202H224ZM3 202V203H2ZM10 202V204H11V206H10V204H7V203H9ZM70 202L72 203V204H70ZM198 202V203H197ZM196 203L197 204H195V205H198V204H200L199 202V200L197 201ZM20 205H19V204ZM37 203V204H36ZM48 203V204H47ZM86 203V204H85ZM94 203V204H93ZM140 203L142 204V205H140ZM194 203V204H193ZM7 204V205H6ZM60 204H61V206H60ZM90 204V205H89ZM113 205L115 204V202L114 203H112ZM219 204V205H218ZM6 205V206H5ZM30 205L31 206H33L32 208L30 207ZM48 205V206H47ZM71 205V206H70ZM147 205H148V207H147ZM222 205V206H221ZM226 205H228V206H226ZM3 206V207H2ZM7 206H9V207H7ZM14 207V209H13V207ZM17 207V209L15 210V208ZM42 206H43V209H42ZM52 206V207H51ZM90 206V207H89ZM219 206H221V207H219ZM224 206H226V208L224 207ZM12 207V208H11ZM85 207V208H84ZM143 207V208H142ZM147 207V208H146ZM229 209H228V208ZM25 208V209H24ZM50 208V209H49ZM64 208V209H63ZM225 208V212H224V210H222V209H224ZM138 209V210H139ZM143 209V210H142ZM222 210L223 212H224V214H223V212L222 211H219V210ZM113 210V208H111V211ZM226 210H228L229 211V213H228V211H226ZM1 211H0V218L2 219L3 218V215L1 214ZM3 211H2V213H3ZM54 211V212H53ZM139 211V212H140ZM259 213H258V212ZM12 212H14V214L12 213ZM46 212V213H45ZM12 213V214H11ZM111 214L113 213V212H110ZM109 213V214H110ZM226 213V214H225ZM228 213V214H227ZM48 214V215H47ZM71 214V215H70ZM114 214V213H113ZM112 214V215H113ZM223 214V215H222ZM258 214H260V215H258ZM46 215H47V217H46ZM65 215V216H64ZM225 215H228V216H225ZM59 216V217H58ZM109 216H111V215H109ZM261 216V217H260ZM0 219V221H3V219L1 220ZM48 219V220H47ZM109 219H111V220H109ZM227 219V220H226ZM50 220H52V221H50ZM109 220V221H108ZM226 220V221H225ZM263 220V221H262ZM47 221L48 222H54V221H58L59 223H58V225H57V227L56 228H54L53 230L50 228H48V226H47ZM65 221V222H64ZM107 222H108V224H107ZM110 222V223H109ZM214 222V223H213ZM216 222V223H215ZM228 222V223H227ZM1 223V222H0ZM65 223V224H64ZM112 223V216L110 217V218H108L107 220H106V226L108 227V228H106V232H108V230H109V226H110V229H111V227H112V225H110ZM2 224V223H1ZM131 224H133V221H132V223ZM131 224H129L128 222L127 223H125L124 225H123V227H124V229H126V230H130V229H132V227L134 226V224L133 225H131ZM218 224V225H217ZM46 227H45V226ZM131 225V226H130ZM210 226H211V228H210ZM217 226V227H216ZM0 227H1V225H0ZM122 227V226H121ZM120 227V228H121ZM127 227V228H126ZM259 227V228H258ZM210 228V229H209ZM2 228H0V231L2 232V230H1ZM108 229V230H107ZM44 230V231H43ZM120 230H122V228L120 229ZM207 230H208V232H207ZM222 230V231H221ZM42 231V232H41ZM0 232V233H1ZM222 232V233H221ZM248 232L250 233V234H248ZM3 233V232H2ZM2 233L0 234L1 236H0V248H2V246L4 245L3 243V238L1 239V237H2ZM55 233H57V234H55ZM216 233H218V234H216ZM220 233V234H219ZM55 234V235H54ZM223 234V235H222ZM257 235V236H255V235ZM219 235V236H218ZM222 235V236H221ZM217 236H218V238H217ZM221 236V237H220ZM223 236H225V237H223ZM56 237V238H55ZM223 237V238H222ZM42 238H44V239H42ZM46 238V239H45ZM209 239V240H208ZM217 239V241H222V243L220 244V242L218 243L217 242V244H216V240ZM222 239V240H221ZM43 240V241H42ZM247 240V241H246ZM64 242V243H63ZM103 242L105 243V244H103ZM208 244V245H207ZM210 244V245H209ZM220 244V245H219ZM243 244V245H242ZM251 244V245H250ZM212 245H213V248H212ZM222 245V246H221ZM246 245V246H245ZM250 245V246H249ZM214 246H216V247H214ZM89 247V248H88ZM93 247V248H92ZM102 247V248H101ZM241 247V248H240ZM250 247V248H249ZM103 248H105V249H103ZM253 248V249H252ZM258 248H260V249H258ZM99 249H100V251H99ZM221 249V250H220ZM64 250H65V252H64ZM68 250V251H69ZM103 250H104V252H103ZM217 250V251H216ZM57 251V252H56ZM60 251H62V252H60ZM102 251V252H101ZM234 253H233V252ZM56 252V253H55ZM209 252V253H208ZM238 252V253H239ZM53 253H55V255L53 254ZM100 253H103V254H100ZM241 253V252H240ZM61 254V255H60ZM106 256H105V255ZM207 254V255H206ZM49 255V256H48ZM51 255V256H50ZM52 255H54V256H52ZM59 255H60V257H59ZM102 255H104V256H102ZM227 255V256H226ZM47 256V257H46ZM84 256V257H83ZM97 256V257H96ZM100 256V258H98ZM102 256V257H101ZM226 256V257H225ZM228 256H230V257H228ZM45 257V258H44ZM52 257V258H51ZM56 257V258H55ZM58 257V258H57ZM259 257V258H258ZM53 258H55L54 259V261L52 260ZM61 258V259H60ZM98 258V259H97ZM229 258V259H228ZM258 258V259H257ZM56 259H58V260H56ZM201 259V261L202 262H199L198 260H200ZM259 261V263H258V261ZM37 260V259H36ZM36 260L35 261H33L32 262V264H36V263H38V261L36 262ZM46 260V259H45ZM48 260V261H49ZM62 260V261H61ZM97 260V261H96ZM52 261V262H51ZM63 261H65V263H63ZM252 261V262H251ZM254 261V262H253ZM35 262V263H34ZM69 262V261H68ZM191 263V264H195V263ZM236 262V263H235ZM256 262V263H255ZM242 263H240V264H242ZM27 264V263H26ZM39 264V263H38ZM70 264H72V263H70ZM197 264V263H196Z\"/></svg>","mask_w":264,"mask_h":264}]
</instances>
